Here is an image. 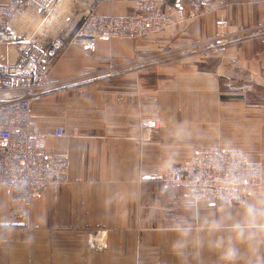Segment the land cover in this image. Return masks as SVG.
Here are the masks:
<instances>
[{
    "label": "crops",
    "instance_id": "crops-1",
    "mask_svg": "<svg viewBox=\"0 0 264 264\" xmlns=\"http://www.w3.org/2000/svg\"><path fill=\"white\" fill-rule=\"evenodd\" d=\"M263 2L212 0L150 38L67 46L32 116L47 151L68 157V182L33 202L28 227L10 219L19 204L0 187V264H264V37L206 44L220 20L232 32L259 26ZM131 10L104 2L98 13ZM20 54L0 45V65ZM147 119L161 123L151 136ZM215 146L263 164L262 191L244 205L195 202L155 176ZM96 233L102 251L90 248Z\"/></svg>",
    "mask_w": 264,
    "mask_h": 264
},
{
    "label": "built area",
    "instance_id": "built-area-1",
    "mask_svg": "<svg viewBox=\"0 0 264 264\" xmlns=\"http://www.w3.org/2000/svg\"><path fill=\"white\" fill-rule=\"evenodd\" d=\"M66 0H0V45L13 44L21 49L18 60L0 65V187L6 189L12 201L19 204L9 212L14 222L26 221L34 201L52 189L57 192L68 182L69 159L66 155L48 152V136L41 132L32 116L34 100L45 94L50 68L67 46H91L110 40L139 41L159 35L173 25L185 24L210 10L212 0H69L72 16L62 36L53 41L17 34L14 22L29 16L58 9ZM104 2H123L132 6L127 15H101ZM28 22V21H27ZM264 37V2L259 26L230 30L229 22L220 20L215 35L207 46L224 48L244 38ZM243 84V91H250ZM140 127L149 136L157 131V119H147ZM64 130L54 136L62 138ZM164 185L184 188L195 202H205L217 208L244 205L262 191L263 166L251 162L242 150L219 147L201 148L182 164L160 169L156 175ZM102 251L103 245L90 242Z\"/></svg>",
    "mask_w": 264,
    "mask_h": 264
},
{
    "label": "rangeland",
    "instance_id": "rangeland-1",
    "mask_svg": "<svg viewBox=\"0 0 264 264\" xmlns=\"http://www.w3.org/2000/svg\"><path fill=\"white\" fill-rule=\"evenodd\" d=\"M66 1H69V0H66ZM55 14H56V10H53V8H51V10H47L44 14H42V15H39V14H34L33 15V17H34V23H31L30 21H28V22H24V18L23 19H18L17 21H15L14 22V26H15V29H16V32H17V34L18 35H20V36H23L22 37V39H24V38H31V37H37L40 41H53L56 37H59V36H62L66 31H65V29H67V27H68V22L66 23V24H61V26H57V27H54V29H51V30H49L47 33H45L44 34V36L42 37L41 35H40V33L38 32V28L40 27V29L42 30L43 28H46V27H44L45 25H46V23H47V20H48V18H51V17H53V16H55ZM69 17H71L70 15H68ZM72 18H73V16H72ZM39 29V30H40ZM5 45H13V44H5ZM14 46H16L17 47V45H14ZM158 120V119H157ZM143 121V120H142ZM158 122H159V124H160V126H161V123H160V121L158 120ZM141 123V122H140ZM140 123H139V128L141 129V127H140ZM159 129H160V127H159ZM158 129V130H159ZM156 132V131H155ZM155 132H153V133H155ZM215 147H219V146H215ZM206 148H211V147H206ZM219 148H221V149H224V148H222V147H219ZM201 149V148H200ZM227 150H232V149H227ZM243 151V150H242ZM244 153H246L247 155H248V157H249V159H250V156H249V154L247 153V152H245V151H243ZM191 159V158H190ZM189 159V160H190ZM188 161V160H187ZM250 161H251V159H250ZM186 162V161H185ZM251 162H253V161H251ZM184 163V162H183ZM260 163V162H259ZM262 164V163H261ZM262 166H263V164H262ZM171 167H174V166H171ZM171 167H169V168H171ZM161 169V168H160ZM160 169H158L157 170V172L160 170ZM166 169H168V168H166ZM157 172H156V174H155V176L157 175ZM262 187H263V184H262ZM242 206V205H241ZM234 207H236V206H234ZM225 208H228V207H225ZM13 209V208H12ZM10 212V211H9ZM28 215H29V223H27L28 225H26V224H24V222H26V221H21V220H19L18 221V223L19 224H22L23 226H25V227H28V226H30V224H31V207H30V209H29V211H28ZM11 219V218H10ZM97 238H98V233H96V234H94V237L90 240V242H94V244L97 242L96 240H97ZM90 242H89V245H90V248H92L93 250H97L95 247H91V244H90ZM97 251H99V250H97Z\"/></svg>",
    "mask_w": 264,
    "mask_h": 264
},
{
    "label": "bare ground",
    "instance_id": "bare-ground-1",
    "mask_svg": "<svg viewBox=\"0 0 264 264\" xmlns=\"http://www.w3.org/2000/svg\"><path fill=\"white\" fill-rule=\"evenodd\" d=\"M70 3L69 1H64L57 9L55 16L48 18L47 23L42 30L40 27L38 28V32L43 37L45 33L49 30L54 29V27L61 26V24H66L69 21V16H72V10H70ZM30 21L34 23L29 16H24V22ZM68 24V23H67ZM40 29V30H39ZM47 31V32H46Z\"/></svg>",
    "mask_w": 264,
    "mask_h": 264
},
{
    "label": "clouds",
    "instance_id": "clouds-1",
    "mask_svg": "<svg viewBox=\"0 0 264 264\" xmlns=\"http://www.w3.org/2000/svg\"><path fill=\"white\" fill-rule=\"evenodd\" d=\"M233 256H234V253L230 250V251L226 254L225 258H226V259H231V258H233Z\"/></svg>",
    "mask_w": 264,
    "mask_h": 264
},
{
    "label": "water",
    "instance_id": "water-1",
    "mask_svg": "<svg viewBox=\"0 0 264 264\" xmlns=\"http://www.w3.org/2000/svg\"><path fill=\"white\" fill-rule=\"evenodd\" d=\"M179 0H170V4L171 5H176V3L178 2Z\"/></svg>",
    "mask_w": 264,
    "mask_h": 264
}]
</instances>
